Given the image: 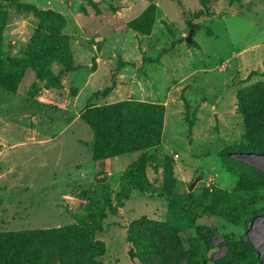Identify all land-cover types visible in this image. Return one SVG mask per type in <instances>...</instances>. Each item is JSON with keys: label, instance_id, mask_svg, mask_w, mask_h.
<instances>
[{"label": "rangeland", "instance_id": "rangeland-1", "mask_svg": "<svg viewBox=\"0 0 264 264\" xmlns=\"http://www.w3.org/2000/svg\"><path fill=\"white\" fill-rule=\"evenodd\" d=\"M0 38V233L30 238L32 264H264V155L230 156L250 173L221 157L247 141L243 123L202 108L264 83V0H0ZM158 92L160 145L96 161L86 113L134 102L166 116L145 96ZM131 182L152 192L111 215Z\"/></svg>", "mask_w": 264, "mask_h": 264}, {"label": "trees", "instance_id": "trees-1", "mask_svg": "<svg viewBox=\"0 0 264 264\" xmlns=\"http://www.w3.org/2000/svg\"><path fill=\"white\" fill-rule=\"evenodd\" d=\"M194 35V34H193ZM193 40V38H192ZM4 55L2 52L0 38V72L4 69ZM0 85L8 87L5 77L0 75ZM238 110L243 117V126L245 130L246 142L236 143L222 153H228V159L234 166L243 168L242 170L250 173L251 168H246L242 163L234 162L230 159L231 155L238 151L245 154L264 155V83L255 84L238 91ZM162 116V119L159 117ZM165 110L163 107L148 106L145 104H136L134 102H123L110 108L91 109L85 115V121L95 132L94 155L96 161H103L113 157L130 154L140 151H147L160 145L163 136ZM109 118L114 119L110 127ZM163 126H160V124ZM113 128L117 132V136L109 138V129ZM145 135L148 137V143L128 146L121 144L123 138L131 136ZM241 178H239V183ZM237 185V187H238ZM236 187V188H237ZM132 191H139L141 194L152 192V185H138L136 183H127L118 196L116 205L107 204L106 207L111 215L116 216L119 209L125 206V201L130 199ZM170 204L179 203L170 195H166ZM264 198V197H263ZM253 200V199H252ZM251 200H232L216 207L205 206L202 212L205 215H223L227 210L231 209H248ZM101 220L108 218L105 209L102 210ZM98 230H102L100 226ZM99 249L92 254L93 256L102 255L104 252V243L96 242L93 244ZM31 239L21 233H0V264H32L36 261L33 251H28L32 247ZM93 247V246H92ZM252 253V252H251ZM100 264V263H99Z\"/></svg>", "mask_w": 264, "mask_h": 264}, {"label": "crops", "instance_id": "crops-1", "mask_svg": "<svg viewBox=\"0 0 264 264\" xmlns=\"http://www.w3.org/2000/svg\"><path fill=\"white\" fill-rule=\"evenodd\" d=\"M237 94H238V90L235 89V91H232L230 93V95L227 96L226 99L217 100L216 101L217 104H215V105H210V103H208V102L203 103L202 104V108L205 109L208 112V114H210L211 110H214V109L218 110L220 113H223L225 115V117L228 118V120H227L228 122L229 121H233V122L234 121H237V122L242 121V123H243V117L238 112V97H237ZM145 96L149 97L151 101L162 103V104H165L167 106V108H166V116H165V129H166V126H167V122L166 121H167V115H168V106L171 103V99L167 100V98L164 95L163 96L160 95L159 92L156 95H155V93L153 95H152V93H149V94L147 93V95L145 93ZM227 121H226V123H228ZM165 129H164V135H165ZM220 165H222V164L220 163ZM221 167H220V170L223 169Z\"/></svg>", "mask_w": 264, "mask_h": 264}, {"label": "water", "instance_id": "water-1", "mask_svg": "<svg viewBox=\"0 0 264 264\" xmlns=\"http://www.w3.org/2000/svg\"><path fill=\"white\" fill-rule=\"evenodd\" d=\"M193 33H194V29L192 28V31H190L188 37L186 38L187 42H191L192 41ZM197 179H198V176L196 177L195 181L192 183V189L195 187V183H196Z\"/></svg>", "mask_w": 264, "mask_h": 264}, {"label": "built area", "instance_id": "built-area-1", "mask_svg": "<svg viewBox=\"0 0 264 264\" xmlns=\"http://www.w3.org/2000/svg\"><path fill=\"white\" fill-rule=\"evenodd\" d=\"M176 158H179V156H178V155H176Z\"/></svg>", "mask_w": 264, "mask_h": 264}]
</instances>
